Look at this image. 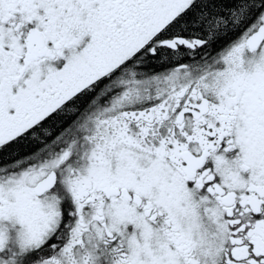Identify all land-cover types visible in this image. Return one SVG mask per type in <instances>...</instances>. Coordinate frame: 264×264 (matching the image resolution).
<instances>
[{
	"label": "snow or ice",
	"instance_id": "6c2138e0",
	"mask_svg": "<svg viewBox=\"0 0 264 264\" xmlns=\"http://www.w3.org/2000/svg\"><path fill=\"white\" fill-rule=\"evenodd\" d=\"M0 264H264V0H0Z\"/></svg>",
	"mask_w": 264,
	"mask_h": 264
}]
</instances>
